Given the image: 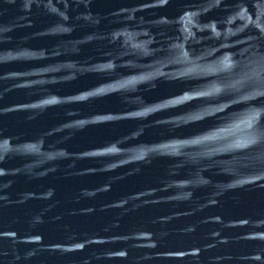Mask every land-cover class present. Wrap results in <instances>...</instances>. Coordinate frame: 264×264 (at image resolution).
I'll list each match as a JSON object with an SVG mask.
<instances>
[{
  "label": "water",
  "instance_id": "1",
  "mask_svg": "<svg viewBox=\"0 0 264 264\" xmlns=\"http://www.w3.org/2000/svg\"><path fill=\"white\" fill-rule=\"evenodd\" d=\"M0 264H264V0H0Z\"/></svg>",
  "mask_w": 264,
  "mask_h": 264
}]
</instances>
